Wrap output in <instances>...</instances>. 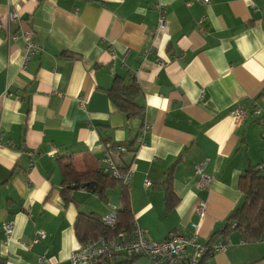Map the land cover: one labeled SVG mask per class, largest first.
<instances>
[{"label":"crops","instance_id":"0c3cea01","mask_svg":"<svg viewBox=\"0 0 264 264\" xmlns=\"http://www.w3.org/2000/svg\"><path fill=\"white\" fill-rule=\"evenodd\" d=\"M157 5L165 10L163 28ZM11 7L19 21L7 26ZM0 26V133L9 145L0 148V264H38L40 256L42 264H70L80 246L78 214L117 212L122 184L106 193L107 203L82 188L66 204L60 195L59 160L71 158L78 170L92 160L100 170L105 140L134 142L120 161L131 170L130 229L135 221L150 240L177 231L206 245L223 228L242 203L241 174L264 168V0H211L208 7L182 0H0ZM24 29L41 52L22 68L25 44L7 34ZM132 76L144 134L107 94L116 77ZM238 109L245 112L240 123L233 117ZM203 161L211 182L199 189L194 168ZM172 167L176 202L167 211L161 184ZM4 223L13 226L9 237ZM36 231L46 238L32 244ZM202 260L264 264V238L247 244L233 232L223 252ZM135 264L155 263L137 257Z\"/></svg>","mask_w":264,"mask_h":264},{"label":"trees","instance_id":"16d2710c","mask_svg":"<svg viewBox=\"0 0 264 264\" xmlns=\"http://www.w3.org/2000/svg\"><path fill=\"white\" fill-rule=\"evenodd\" d=\"M66 57L72 58L73 55ZM114 107L117 111L125 114L129 119H138L141 128L144 122V108L138 104L140 90L135 77L126 80L123 77H116L110 89L107 91ZM109 142L105 140L104 143ZM134 142L125 146L126 152L133 151ZM124 153V154H125ZM122 156L120 157L119 163ZM89 161V159L87 160ZM85 163L81 170L76 168L73 160L68 158L66 162L59 160L62 174V191L60 192L64 204L72 202L71 192L75 189H84L103 203H107L106 193L121 186L119 208L115 214V224L113 227L106 226L101 217L95 214H78L75 222V235L79 244L99 239L109 240L119 232L130 229V205L126 186L116 178L104 175L92 160ZM121 170H126L120 163ZM173 167L167 172L166 180L162 187L165 189V204L167 211L171 210L175 204L176 196L173 192ZM238 189L242 193V203L233 210L227 217L223 228L211 236L210 241L205 245L206 252L204 258L212 254L210 246L215 239L221 238L223 244H227L229 236L237 232L241 241L247 244L260 242L264 238V168L261 166H249L241 174L238 181ZM203 258V259H204ZM137 257L106 259V264H135ZM101 264V263H100ZM199 264H204L203 260Z\"/></svg>","mask_w":264,"mask_h":264},{"label":"built area","instance_id":"2783aa9c","mask_svg":"<svg viewBox=\"0 0 264 264\" xmlns=\"http://www.w3.org/2000/svg\"><path fill=\"white\" fill-rule=\"evenodd\" d=\"M182 1L187 7L191 4L208 7L211 3V0ZM157 9L159 10L157 26L163 28L166 23L165 10L160 5H157ZM18 21L19 15L17 12L12 7L9 8L7 12V26L18 23ZM0 28L2 27L0 26ZM6 31H9L8 27ZM18 39H21L25 44L22 63V68H25L33 56L41 52V46L34 38L33 32L30 29L21 30L19 36L10 32L7 34V40L16 41ZM135 75H137V72ZM80 105H82L81 101ZM255 114H258V112L255 111ZM233 117L236 123H240L245 118V112L238 109L233 113ZM147 129L148 126L144 125L141 134H144ZM3 147H9V145L3 143V134L0 133V148ZM103 148L104 151L100 160L102 174L122 181L128 190L127 184L131 177V170L129 168L121 170L119 163L120 157L126 152L125 146L107 142L103 144ZM29 155L32 157V153ZM206 167L207 161H203L194 168L199 189L208 188L211 182V177L205 173ZM204 208V205L196 208L199 216L203 215ZM112 211L111 214L101 218L102 222L108 227H113L115 224L114 211L116 212V209L112 208ZM2 229L6 237H9L13 232V226L10 223H4ZM45 238L46 234L43 231H36L31 243L37 244ZM210 248L212 253L223 252L226 245L222 242H216ZM205 252L206 246L200 243L195 235L186 236L177 231H172L164 240L153 241L148 238L146 230L139 227L135 221H132L129 231L123 230L109 240L100 239L80 245L76 250L71 252L69 262L70 264H106V259L122 256L125 258L146 257L155 264H199ZM44 260V256L38 257V264H42Z\"/></svg>","mask_w":264,"mask_h":264}]
</instances>
